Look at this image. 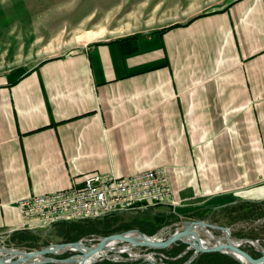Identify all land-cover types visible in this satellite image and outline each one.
<instances>
[{"label":"crops","instance_id":"0c3cea01","mask_svg":"<svg viewBox=\"0 0 264 264\" xmlns=\"http://www.w3.org/2000/svg\"><path fill=\"white\" fill-rule=\"evenodd\" d=\"M163 28L0 82V233L19 231L18 199L91 173L166 166L180 213L264 202V0Z\"/></svg>","mask_w":264,"mask_h":264},{"label":"rangeland","instance_id":"374dc122","mask_svg":"<svg viewBox=\"0 0 264 264\" xmlns=\"http://www.w3.org/2000/svg\"><path fill=\"white\" fill-rule=\"evenodd\" d=\"M229 1L231 0H0V82L26 72L49 57L61 56L94 42L145 35L170 24L187 21L211 8H221ZM85 36L93 39L86 42ZM203 203L204 201L195 202L198 208L184 213L177 212L176 206L161 205L145 212L113 217L122 218L124 222L134 220L158 227L153 238L160 240H165L173 234L176 231L175 226L180 222L204 221L208 225L229 229L230 239L233 241L256 240L264 250V215L244 217L230 212L234 209H231L232 207L247 211L251 207L244 208V205L249 204L260 205L264 210V202L237 200L219 208H200L204 207ZM225 208L226 210H223ZM199 213L202 216H198ZM101 220L103 219L61 223L48 231L19 230L0 233V248L32 252L51 244L69 243L58 237L59 229L68 224L89 222L88 225L97 227L99 226L97 222ZM211 232L216 236L221 235L216 229H212ZM22 233L30 235L33 241L18 243L17 240L12 241L13 237ZM118 233L122 231L102 235L90 232L76 240L84 239V244L89 245L94 243L97 237ZM174 248L177 250H173ZM184 248L185 245L170 246L162 250L136 248L132 252L138 257L147 255L148 262L139 258L135 261L109 258L95 264H184L191 256L190 251L182 253ZM241 249L253 258L261 256L256 248L248 243L243 244ZM72 254L75 253L48 256L64 259ZM121 257L127 258V255L122 254ZM190 264H237V262L227 256L216 257L213 253H199Z\"/></svg>","mask_w":264,"mask_h":264},{"label":"built area","instance_id":"2783aa9c","mask_svg":"<svg viewBox=\"0 0 264 264\" xmlns=\"http://www.w3.org/2000/svg\"><path fill=\"white\" fill-rule=\"evenodd\" d=\"M177 204L171 198L166 166L124 176L91 173L83 178L80 186L31 194L15 201L21 220L19 230L30 232L48 231L61 223L99 220Z\"/></svg>","mask_w":264,"mask_h":264},{"label":"water","instance_id":"95a60500","mask_svg":"<svg viewBox=\"0 0 264 264\" xmlns=\"http://www.w3.org/2000/svg\"><path fill=\"white\" fill-rule=\"evenodd\" d=\"M199 224H203L205 230L202 232H193V225ZM175 229L176 231L165 240L155 239L153 236H146L138 230H129L118 234L97 237L94 243L89 245L84 244V239H79L75 242L51 244L32 252L2 249L0 252L7 253V255L0 257V264H86V261L90 260L93 256L95 259L90 262L92 264L109 258H117L124 261H135L139 258L144 262H148L147 255L136 257L132 250L136 248L162 250L170 246L179 245H185L182 253L191 252L190 258L184 264H190L199 253L224 255L236 261L237 264H264V250L256 240L240 239L233 241L230 239V235L223 236L222 231L227 228L208 225L204 221H192L180 222L175 226ZM212 229L219 230L221 235H214L211 232ZM111 243H116V247L112 246L109 248ZM119 243L122 244L119 245ZM245 243L254 246L261 256L259 258H253L241 249V246ZM66 252H74L75 254L64 259L49 257L59 256ZM122 254L127 255V258H122Z\"/></svg>","mask_w":264,"mask_h":264},{"label":"trees","instance_id":"16d2710c","mask_svg":"<svg viewBox=\"0 0 264 264\" xmlns=\"http://www.w3.org/2000/svg\"><path fill=\"white\" fill-rule=\"evenodd\" d=\"M194 19V18H193ZM191 19V20H193ZM173 26H176L173 25ZM165 30V28L161 29L159 32H163ZM248 208H250L247 211H243L241 209H237L235 207H232L231 209H233L230 212H233L235 214H241V216L244 217H253V216H263L264 215V210L261 208L260 205H256V204H249V206H246ZM223 210H226L223 209ZM244 212V213H241ZM198 216H202L201 213L198 214ZM99 224V226L95 227L94 225H88L89 223H85V224H68L67 226H65L63 229H59L57 231V235L58 237L63 238L65 241H74L76 240L79 236L81 235H85L87 233L90 232H94L96 234H111V233H115V232H123V231H127V230H131V229H138L140 232L146 234L147 236H153L156 231L159 229L158 227H152L151 225L148 226L146 223L144 222H138V221H129V222H124L122 221V218H103V220L98 221L97 222ZM17 240L18 242H28L30 240L33 241V238L30 235H27L25 233L19 234L16 237L12 238V241ZM79 240V239H78ZM77 241V240H76ZM173 250H177L176 248H174ZM184 250V249H183ZM176 254V252H175ZM214 256L216 257H220V256H224V255H220V254H214ZM226 257V256H224ZM234 263V262H233Z\"/></svg>","mask_w":264,"mask_h":264},{"label":"bare ground","instance_id":"6f19581e","mask_svg":"<svg viewBox=\"0 0 264 264\" xmlns=\"http://www.w3.org/2000/svg\"><path fill=\"white\" fill-rule=\"evenodd\" d=\"M93 39V37L91 38V37H86L85 36V38H84V41H86V42H88V41H90V40H92ZM194 227H193V232H202V231H204L205 230V226L203 225V224H199V225H193ZM178 230V229H177ZM223 232V236L225 237V236H227V235H230V231L228 230V229H225V230H223L222 231ZM153 237H155V236H153ZM155 239H157V238H155ZM116 243H111L110 245H109V248H111L112 246H115L116 247ZM135 255V254H134ZM136 257H138L137 255H136ZM95 258H94V256L90 259V260H87L86 261V264H92V263H90V262H92V260H94Z\"/></svg>","mask_w":264,"mask_h":264},{"label":"flooded vegetation","instance_id":"af4514ba","mask_svg":"<svg viewBox=\"0 0 264 264\" xmlns=\"http://www.w3.org/2000/svg\"><path fill=\"white\" fill-rule=\"evenodd\" d=\"M2 249H7V248H0V250H2ZM12 250V249H11ZM136 254V253H135ZM184 254V253H183ZM3 255H7V253H1L0 252V257H2Z\"/></svg>","mask_w":264,"mask_h":264}]
</instances>
